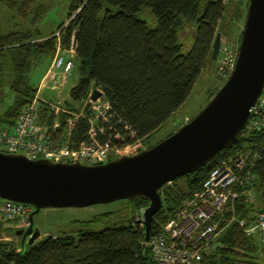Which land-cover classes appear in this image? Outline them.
Instances as JSON below:
<instances>
[{
    "label": "trees",
    "instance_id": "1",
    "mask_svg": "<svg viewBox=\"0 0 264 264\" xmlns=\"http://www.w3.org/2000/svg\"><path fill=\"white\" fill-rule=\"evenodd\" d=\"M0 2L32 25L47 12V6L37 0ZM231 5L232 12L228 9ZM145 9L153 17L154 26L140 19ZM240 15L237 3L221 6L210 0H72L67 24H61L49 35L31 29L0 35V103L6 85L13 95L12 104L0 116V124L12 125L20 110L34 98L37 89L31 86L29 73L37 63L53 59L58 42L55 33L60 31L61 49L67 50L73 38L78 74L66 106L73 107L84 101L91 90L98 89L134 133L133 136L120 129L117 145L149 139L189 97L201 71L212 60L215 36L223 35L222 24L229 18L230 24L235 25ZM231 27L234 28L229 25L227 31ZM87 129L86 121L80 120L73 130V139L83 140ZM247 142L259 146L256 191L257 204L264 212V129L248 137L240 132L238 141L206 166L159 190L162 206L152 220L150 236L184 200L199 191L220 159ZM183 179L184 187L176 186ZM124 201L132 205L136 216L107 212L77 222L75 235L47 237L24 249L20 241L15 244L0 240V264H154L149 250L144 254V227L138 222L149 201ZM5 229L15 236V229ZM201 264H264V256L258 244L233 225L217 239L214 251L205 255Z\"/></svg>",
    "mask_w": 264,
    "mask_h": 264
},
{
    "label": "built area",
    "instance_id": "2",
    "mask_svg": "<svg viewBox=\"0 0 264 264\" xmlns=\"http://www.w3.org/2000/svg\"><path fill=\"white\" fill-rule=\"evenodd\" d=\"M228 6L234 0H210ZM57 48L51 65L42 78L41 89L49 84L51 90L61 87L66 76L75 68L73 38L69 48L60 47V31L55 33ZM64 55L68 59L64 60ZM220 69H234L237 51L221 42ZM62 68L61 76L56 70ZM87 98L73 107L60 106L39 97L23 107L12 125L0 124V149L8 154H22L30 160L48 159L54 162H79L85 165L104 164L122 155L141 151L134 143L117 145L119 130L134 133L125 120L118 117L101 96ZM45 108V109H44ZM80 120L88 126L85 138L73 139V130ZM264 129V87L250 109L241 133L248 137ZM260 159L259 146L247 142L232 155L220 159L209 171L199 191L184 200L174 215L145 242L154 264H201L205 255L214 251V243L231 226L258 244L264 256V212L256 191L255 168ZM33 207L0 199V222L12 229H26ZM143 212V211H142ZM142 214V213H141ZM140 218H138L139 220ZM142 225V224H141ZM5 241L6 239L0 238Z\"/></svg>",
    "mask_w": 264,
    "mask_h": 264
},
{
    "label": "water",
    "instance_id": "3",
    "mask_svg": "<svg viewBox=\"0 0 264 264\" xmlns=\"http://www.w3.org/2000/svg\"><path fill=\"white\" fill-rule=\"evenodd\" d=\"M221 33L211 54L217 60ZM264 87V0H247L234 69L206 106L178 131L134 155L104 164L30 160L0 151V199L33 207L26 229H16L22 249L39 237L33 217L45 208H84L145 198L138 222L148 242L154 216L162 206L159 190L197 171L238 141L250 109ZM101 96L94 89L91 100ZM148 248L145 247L144 254ZM150 264L152 262L150 261Z\"/></svg>",
    "mask_w": 264,
    "mask_h": 264
},
{
    "label": "rangeland",
    "instance_id": "4",
    "mask_svg": "<svg viewBox=\"0 0 264 264\" xmlns=\"http://www.w3.org/2000/svg\"><path fill=\"white\" fill-rule=\"evenodd\" d=\"M37 1L47 6V12L37 24L33 25L16 17L15 14L9 12L3 3L0 2V35L6 34L10 31L25 29L38 30L43 35H49L56 31L61 24H67V13L72 0ZM236 3L240 7L241 15L239 17V21L236 22L235 25H232L230 24L228 18V20L222 24L224 28L222 30L223 35L221 36V42H224L233 52L237 51L240 33L244 26L247 10V0H234L230 4ZM228 9L232 12L233 5H231ZM139 17L140 19L146 21L149 26H154L155 21L148 10H143ZM229 25L234 26V28L231 27V30L227 31ZM67 59L68 55H64V60ZM50 65V59H44L40 63H37L29 73V82L33 88L37 90L40 89L39 97L41 99L64 106L66 103L70 102L69 92L77 83V71L74 68L70 74L66 76L64 84L56 90H51V86L49 84L44 85V88L41 89L40 86L42 84V78L49 69ZM55 72L58 76H61L62 68L57 69ZM228 77L229 74L220 69L219 58L215 61H209L205 68L201 71L185 103L169 118L167 122H165L157 134L149 139L141 140L137 146L141 148V150L146 149L178 131L184 124L194 118L206 106L209 100L213 97L211 95L216 94ZM2 95L3 100L0 103V116L7 111L13 101V95L10 93L7 85L2 88ZM0 150L2 151V149ZM184 185V179L176 182V186L183 188ZM165 186L171 185L168 183ZM161 190H163V187ZM114 211H118L121 216L127 215L129 218L138 214L133 212L132 205L124 200L106 205H93L84 208L41 209L33 217V226L34 228H38L40 233V237L36 241H41L47 237L53 236L75 235L77 231V222L89 221L96 216ZM3 224L0 226L2 230L0 238L6 239L8 242L18 244L20 238L14 236L11 232L5 229L10 228L9 224Z\"/></svg>",
    "mask_w": 264,
    "mask_h": 264
},
{
    "label": "crops",
    "instance_id": "5",
    "mask_svg": "<svg viewBox=\"0 0 264 264\" xmlns=\"http://www.w3.org/2000/svg\"><path fill=\"white\" fill-rule=\"evenodd\" d=\"M52 59H50V63H51Z\"/></svg>",
    "mask_w": 264,
    "mask_h": 264
},
{
    "label": "clouds",
    "instance_id": "6",
    "mask_svg": "<svg viewBox=\"0 0 264 264\" xmlns=\"http://www.w3.org/2000/svg\"><path fill=\"white\" fill-rule=\"evenodd\" d=\"M34 210V209H33Z\"/></svg>",
    "mask_w": 264,
    "mask_h": 264
}]
</instances>
